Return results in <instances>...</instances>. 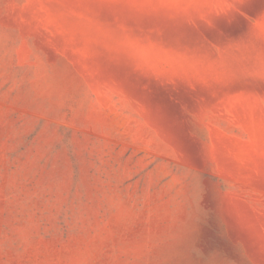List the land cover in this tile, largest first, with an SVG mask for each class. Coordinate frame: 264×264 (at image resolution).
<instances>
[{
	"label": "rangeland",
	"instance_id": "obj_1",
	"mask_svg": "<svg viewBox=\"0 0 264 264\" xmlns=\"http://www.w3.org/2000/svg\"><path fill=\"white\" fill-rule=\"evenodd\" d=\"M0 264H264V0H0Z\"/></svg>",
	"mask_w": 264,
	"mask_h": 264
}]
</instances>
